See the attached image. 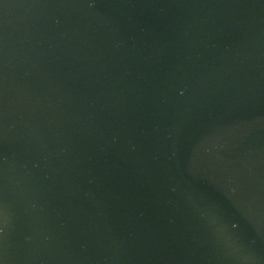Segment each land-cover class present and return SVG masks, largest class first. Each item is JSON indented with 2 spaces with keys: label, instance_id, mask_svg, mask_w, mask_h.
Listing matches in <instances>:
<instances>
[{
  "label": "water",
  "instance_id": "obj_1",
  "mask_svg": "<svg viewBox=\"0 0 264 264\" xmlns=\"http://www.w3.org/2000/svg\"><path fill=\"white\" fill-rule=\"evenodd\" d=\"M0 264H264V0H0Z\"/></svg>",
  "mask_w": 264,
  "mask_h": 264
}]
</instances>
